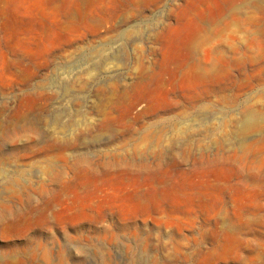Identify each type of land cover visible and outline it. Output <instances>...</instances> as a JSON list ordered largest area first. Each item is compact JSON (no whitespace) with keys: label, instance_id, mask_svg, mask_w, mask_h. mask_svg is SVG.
Wrapping results in <instances>:
<instances>
[{"label":"rangeland","instance_id":"obj_1","mask_svg":"<svg viewBox=\"0 0 264 264\" xmlns=\"http://www.w3.org/2000/svg\"><path fill=\"white\" fill-rule=\"evenodd\" d=\"M0 264H264V0H0Z\"/></svg>","mask_w":264,"mask_h":264},{"label":"bare ground","instance_id":"obj_2","mask_svg":"<svg viewBox=\"0 0 264 264\" xmlns=\"http://www.w3.org/2000/svg\"><path fill=\"white\" fill-rule=\"evenodd\" d=\"M253 120V119H252Z\"/></svg>","mask_w":264,"mask_h":264}]
</instances>
